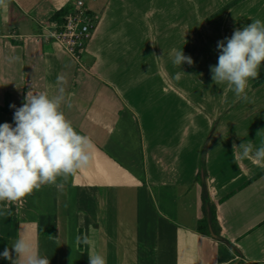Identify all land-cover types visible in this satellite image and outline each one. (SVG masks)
I'll return each instance as SVG.
<instances>
[{"label": "crops", "instance_id": "1", "mask_svg": "<svg viewBox=\"0 0 264 264\" xmlns=\"http://www.w3.org/2000/svg\"><path fill=\"white\" fill-rule=\"evenodd\" d=\"M72 1L9 0L0 7V124L13 123L10 106L19 108L29 91L54 94L63 86L66 117L95 146L87 169L57 179L62 187L45 184L23 203L0 204V253L24 239L49 264H88L93 250L75 242L86 234L108 264H264V167L241 160L234 149L264 144V134L257 135L264 131V82L256 85L264 62L244 100L214 82L205 98L198 84L189 87L185 65L173 73L170 61L172 48L188 46L192 33L202 59L197 65L205 68L207 41L214 46L208 63L216 65L217 43L254 19L264 21V13H250L247 0H237L221 14L196 13L200 25L193 32L186 13H154L159 16L145 28L154 36L143 43L139 16L118 21L123 0H97L98 22L75 61L40 37ZM200 77L205 81V73ZM201 148L219 235L237 252L196 229ZM15 259V253L11 260L0 256V264Z\"/></svg>", "mask_w": 264, "mask_h": 264}, {"label": "clouds", "instance_id": "2", "mask_svg": "<svg viewBox=\"0 0 264 264\" xmlns=\"http://www.w3.org/2000/svg\"><path fill=\"white\" fill-rule=\"evenodd\" d=\"M8 3L9 0H0V7L7 8ZM217 50V64L209 69L212 81L227 84L237 98L247 100L249 82L258 78L264 62V21L254 19L234 30L230 38L217 43ZM172 63L180 68L184 63L192 65L193 61L182 50H174ZM177 75L184 74L180 71ZM63 82L62 77L57 78V84ZM65 99L63 86L54 94L29 91L19 108L10 106L15 108L13 123L0 124V204L6 208L13 202L23 203L25 197L42 185L62 187L57 184L58 178L67 180L90 165L94 143L66 117ZM260 134L264 131L257 133ZM234 149L241 160L248 159L264 167V144L256 147L248 141ZM75 242L93 250L88 264H108L103 254L94 251L96 243L88 235L76 236ZM12 253L16 256L12 264H49L48 257L24 239H17L0 256L11 260Z\"/></svg>", "mask_w": 264, "mask_h": 264}, {"label": "rangeland", "instance_id": "3", "mask_svg": "<svg viewBox=\"0 0 264 264\" xmlns=\"http://www.w3.org/2000/svg\"><path fill=\"white\" fill-rule=\"evenodd\" d=\"M123 1H124V3H122V4L124 5V9H123L124 11H122L123 13H121V16H120L121 18L118 19L119 23L122 24L123 22H125L127 24V20H133L134 15L139 16L138 17V24H139L140 28L141 29L143 28L145 31V32H143L141 30V34L139 35V37H141V36L145 37L141 42L146 43V42H148L147 38L149 36H154V34H149L147 29H145V28H147L149 21H155L156 17L159 16V14H154V13H186L190 17L189 18V22H190L189 30H190V32H193L200 25L198 23L199 19H197L198 16L196 13H200V14L219 13V14H221L224 11H226L227 9L231 8L233 5H235L239 0L238 1L236 0L232 3L227 4V6H225L224 8H221L220 10H218L217 7L227 0H123ZM246 8L248 10H250V13H264V0H247ZM153 14H154V16H153ZM212 14L207 16L208 18H206V21H209L212 19L210 17ZM126 15H130V18L128 19L127 17H125ZM150 16L151 17L153 16L154 18L152 19V18H150ZM160 19L163 20V18H160ZM163 22H162V25H165L166 23L163 24ZM113 24L117 25V22H115ZM128 25H130V24L128 23ZM158 30H159V27H158ZM191 35H192V33H190L188 36L190 38L188 46L185 45V43H183V44L179 45L178 47L174 48L173 43H172L173 48H172V53L170 51V53H171L170 54V57H171L170 61H172V59L174 57V49L175 50H182L185 56L191 57V59L193 61L192 65H188L187 63H184L185 66H183L184 70H186V72L190 76L189 87L191 88V85L193 87H195L198 84L199 85L198 90H199V92H201V95H204L205 98H209L213 95L212 91L214 89L213 81H212L211 73H210L209 69H210V66H215V65H213L214 63L210 64L208 62L210 60L211 61L213 60L211 52L214 51V46H213L212 42L207 41L205 43V46H204V51H205V56H206L205 68H203L201 65L198 66L197 62L202 63V61H201L202 59L198 60V58L195 56L197 53V50H196V45H195L194 40L192 41L193 38ZM162 37H164V35H162ZM186 39H188V38H186L184 36L182 37L183 41H185ZM160 42L163 43L162 46L165 47L166 40L164 39V41H160ZM186 46H187L188 54L185 50ZM160 50H162V49L160 48ZM208 54L211 55L210 60L207 59ZM143 56L145 59H148L149 58L148 51L143 52L142 57ZM84 57H85V54L82 55L81 60ZM178 69H180V68L174 66L172 68L173 73L177 72ZM201 73H205V75H206L205 81H202V78L200 77ZM193 76L198 77V79H199L198 83L195 82L197 80L194 79ZM189 87L187 88V90L188 89L190 90ZM218 90H219V88H218ZM220 92L222 93V91H220ZM227 104H228V101H227ZM193 105H195V103ZM206 138L204 139L203 144L205 143ZM200 152H201V150H200Z\"/></svg>", "mask_w": 264, "mask_h": 264}, {"label": "built area", "instance_id": "4", "mask_svg": "<svg viewBox=\"0 0 264 264\" xmlns=\"http://www.w3.org/2000/svg\"><path fill=\"white\" fill-rule=\"evenodd\" d=\"M97 0H73L60 20H53L40 37L51 41L75 61H79L98 22Z\"/></svg>", "mask_w": 264, "mask_h": 264}, {"label": "trees", "instance_id": "5", "mask_svg": "<svg viewBox=\"0 0 264 264\" xmlns=\"http://www.w3.org/2000/svg\"><path fill=\"white\" fill-rule=\"evenodd\" d=\"M67 7H64L61 9L59 12H57L53 17L52 20H60L61 16L66 12ZM264 82V77H262L259 81L256 82L257 84H261ZM3 111L6 112H14L11 110H7L6 108H1ZM204 149L201 151V158L199 162V169L197 174L195 175L194 182L198 185V207H199V217L197 219V231L207 235L211 236V233L214 234V239L222 241L226 243L227 245L230 246V248L233 251L237 250L231 245L227 240L223 239L220 235V229L217 224L216 220V204L211 200L209 196V190H208V185H207V175L205 171V166H204ZM46 229H39L38 233L42 235H47V236H53L54 232L53 229L50 230V233H48Z\"/></svg>", "mask_w": 264, "mask_h": 264}, {"label": "water", "instance_id": "6", "mask_svg": "<svg viewBox=\"0 0 264 264\" xmlns=\"http://www.w3.org/2000/svg\"><path fill=\"white\" fill-rule=\"evenodd\" d=\"M211 237H214V234L211 233Z\"/></svg>", "mask_w": 264, "mask_h": 264}]
</instances>
